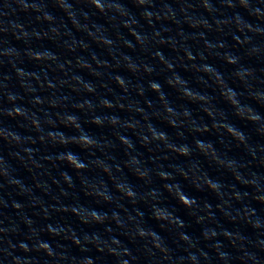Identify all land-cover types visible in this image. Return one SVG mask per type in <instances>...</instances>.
I'll use <instances>...</instances> for the list:
<instances>
[{
    "label": "clouds",
    "instance_id": "clouds-1",
    "mask_svg": "<svg viewBox=\"0 0 264 264\" xmlns=\"http://www.w3.org/2000/svg\"><path fill=\"white\" fill-rule=\"evenodd\" d=\"M89 2L93 5V7L100 13H104L105 11H109L110 9H106V7L104 6V4L101 2V0H89ZM136 3L139 5H144L146 3V0H136ZM240 3L243 7H247V2L246 0H240ZM228 7H232V4L229 3L227 5ZM204 7L206 10H209L208 4L207 2L204 3ZM117 13H119L120 15H124V13L120 12L119 9L115 10ZM257 17L260 16V13H254ZM144 16V19H146L149 23H151L152 21V16L148 13H143L142 14ZM45 20H51L52 17L48 14H45L43 17ZM160 17H157V19H159ZM165 19H167L168 17H164ZM237 30L240 31V22L239 20H237ZM122 26L125 28L130 27L129 24L125 21L122 22ZM207 26V25H205ZM130 34L134 37V39L136 40V42L138 44H143L144 41L141 38V36L139 34H137L136 31L132 30L130 32ZM104 43H108V41H103ZM161 43H164L165 41L161 40ZM245 43L247 41H244ZM236 43H241V41H236ZM128 47H130L131 45H126ZM206 47H208V43L206 42L205 44ZM185 55L187 57V59L192 60L193 59V55L191 54V52L186 51ZM33 59L36 60H42V59H46L45 56L41 55V54H36L32 57ZM156 58L159 59L161 61V63L164 62V58L160 55L159 52L156 53ZM203 58V57H201ZM128 59V58H126ZM239 57H234V56H225V60L226 63L229 65H237L239 63ZM86 66V65H85ZM166 67L169 68V70L172 69V65L171 64H167ZM210 65H204L202 67V71L205 74H208L210 71ZM129 71L132 72H136L138 71V67L133 66V65H129ZM144 71L148 74H151L152 72V68L150 66H146L144 68ZM18 75H23V72L21 70L17 71ZM253 72L251 69H240L238 68L235 71V76L238 80H240L242 83L244 82V79L246 76H250L252 75ZM115 82L118 86H120L121 88H124L125 85V81L122 77L117 76L115 78ZM180 81L178 79H176L175 77L173 79H169L167 81V83L169 84V86L174 87L176 83H179ZM185 83H187L185 81ZM148 89L151 90L154 93L158 94V99L163 102L165 101L166 97L165 95L162 93V87L161 85L156 82V81H149L148 83ZM85 90L88 92H92L94 91V88L89 87L88 85H85ZM235 91V90H234ZM138 94L139 95H144V90L143 89H138ZM182 95L188 99L189 101H195L196 99H198L197 96H195L194 94H192L189 90H182ZM222 95H224V93H222ZM10 102H14L15 97L10 95L8 97ZM225 99L228 101V103H230L234 108H235V115L240 118L241 120L243 119H249L251 122L255 123L257 120L256 116H249V117H245L244 113L240 110L239 107H237V101L233 98L232 94H228L227 96H225ZM36 103H39V100L35 101ZM85 104H88V106L90 107V103L89 102H84L81 103L80 105H78L79 108L83 109L85 107ZM100 105L104 108H112L115 107L116 105H114L111 101L107 100V99H102L100 101ZM148 106L151 107V103L148 102ZM137 111H141L140 109H137ZM164 112L166 114L165 119L166 122L168 124V126L172 129H177V128H182L184 126V120H181L179 118L176 119H172L169 117L175 116L176 112L175 110L167 103L164 104ZM204 112L206 114V116L211 119L213 117V113L212 111H210L209 109H204ZM7 115L15 117V116H24L25 113L23 110H21L20 108H14L10 111L7 112ZM191 113L189 110L184 109L183 110V117L185 118V120L190 117ZM147 119V118H145ZM63 123V127L67 128L69 126H71L72 128H74L76 130V132L78 133V135H76L75 137H69L67 135H63L61 136L59 139H57L56 136L51 135V133H49V138L54 142L57 143L61 146H66L67 144H74L76 146H78L81 150L84 151H88V150H95L98 149L101 145L100 141H97L96 139H94L92 136L88 135L86 131L82 130V125L79 122V119L75 116L72 115H68L64 118V120L62 121ZM90 123L92 125H95L97 127L102 126L104 121L102 119H100L99 117H92L90 120ZM108 123L112 126H116L118 123H120L119 118H114V119H110L108 121ZM33 126L36 127L37 129L39 128V123L37 121H33ZM124 126L130 130H132L134 133L136 132L137 129V125L135 123L132 122H125ZM221 127H223V130L231 137H233L235 140L239 141L240 143H244L245 142V135L243 133L242 130H236L234 125H229V126H224L221 125ZM217 129V124L214 122L211 125V128H209V126L207 124L202 125L200 127H193L191 129V131L193 133H208L211 130H215ZM5 139H8V137H4ZM117 140H119V142L125 146V148L131 150L135 147V145L130 141L129 138H124L121 135H117ZM177 138H181L180 133H177ZM12 140H14L15 142L19 143L20 142V138L16 135H13ZM43 137H41V140L43 141ZM137 139L140 141L142 146H148L150 144H152L153 142H160L164 145L165 149H167L168 151L174 152L176 153V155L180 156V157H185L188 158L190 156H192L193 154V148L197 151H199L201 154H203L204 156H208L210 153L212 155V158L215 160L216 158V152H215V147L212 143V141H203L200 139H194L192 141V144L189 145L188 143H181L179 145H176L174 143L171 142L170 140V136L168 134V132L166 131H161V130H157L155 128V126L151 123H148L146 125V128L141 130L139 135L137 136ZM130 162L126 161L125 164L123 165V167H131L132 164H138L139 163V157L138 156H130ZM58 160L62 163H66L67 165H69L74 171H76L77 173L80 172H84L88 165L86 164V162H84L83 160L80 159L78 153L75 152H65L62 155L58 156ZM220 162V161H217ZM237 163L236 161H229V163L227 165H225V167L229 168L230 170L233 168L234 164ZM116 170L120 171L121 167L119 165L116 166ZM102 171L104 173H110L111 172V168L108 166L103 167ZM136 176L140 179V180H147L150 181L151 179V173L148 170H141L139 168L134 169ZM4 175H6V173H3ZM65 180L66 183H68L69 187H72L71 182L69 181V178L67 175H64V173L61 174ZM156 177L162 181L165 182L162 185V189L158 190V189H149L147 196L151 197L152 199H156L158 197V195L160 194H167L168 196L173 197L180 206H182L185 209L188 210H192L194 205H197V200L195 197H190L189 195H187L184 192L183 187L179 186V181H176L177 184V190L174 191V189L172 187L169 186L168 183H166L167 181H174L175 180V176L172 174V172H166L164 170H157L155 173ZM235 175V172H234ZM179 176L182 180L187 181L189 179V174H188V170H185L183 168L179 169ZM235 178L237 180L240 179L239 175H235ZM196 179H199L198 177ZM81 183L83 184L84 181L82 180ZM204 185L211 190L213 193H215L218 197L222 196L221 193V183L217 180H213L211 177L206 176L203 180ZM195 189L197 191L202 190L200 188V186L198 184L194 185ZM116 191L117 192H121L125 197L131 199L133 201V203H136L135 200V190L134 189H130L125 191L124 188L120 185V184H116ZM90 195H94L100 199H102L105 203H111V199L108 195H105L102 191L99 190H92L90 193ZM234 199H236L237 201H239L241 199V197L239 195H234L233 197ZM261 203H264V199H262L260 201ZM16 207H19V205H16ZM209 205L207 203H205L204 208L205 209H209ZM64 211H67L68 209L65 208L63 209ZM72 212L74 215L79 216V211L76 208L72 209ZM152 219H154L157 222L161 223V226H163L164 223H168V224H175L176 227H183L184 225L182 223L178 222L177 218H174V213L171 212L170 210H166L164 207H162L160 204H154L152 207ZM107 218L106 215H102L101 213H99L97 210L92 209L91 210V215H90V220L89 219H84L82 222L87 224L89 222H95L97 224L103 223L104 220ZM212 216L209 215V219H211ZM112 219L114 221H116L117 223V227H122L123 225L121 224V222L117 219V215H113ZM247 219V217H246ZM197 222H201L200 218H197ZM248 222L251 224V226L255 229H260L262 227V223L259 219L252 221L250 219H248ZM49 235L51 236H58L60 235L59 232L53 230L52 228H48L47 229ZM226 239H228L230 242H234L233 241V237L232 235L228 232V231H223L221 233ZM135 235L137 237L140 238H145V237H150L152 238V247L155 249H158L161 252H166V248L163 247L161 245V243L157 242L155 235L153 234V230L151 229H146L143 227L138 226L136 228V232ZM156 235H159L158 233ZM202 235L204 236L205 240L211 239L215 236H217V232L215 231H205L202 233ZM86 241L88 243H92L95 245L96 250L98 252H102L104 250L105 247H107L108 253L109 255L112 256H118L119 253L117 252L116 249L112 248V247H108L109 241H103V243H101L100 240H98L95 236L91 237L90 239L88 237L85 238ZM179 239L181 241L184 242H188L189 241V237L184 234V233H180L179 235ZM72 242L74 244H76L77 246L80 245L81 241L79 238L77 237H73L72 238ZM111 244H116V240L112 239L110 241ZM212 247L214 248V250H216L218 252V254L220 255V259H225L226 256L225 254H222L219 252L220 248L222 247V244L220 242H216L212 245ZM21 248H23V244H21ZM25 251H27V249H23ZM37 250H43L44 252H46L48 255H52V252L50 251V244L47 242H41L38 245ZM123 255L125 257H128L131 255V251L129 249H123ZM192 258V257H190ZM243 259V257L241 258ZM85 264H93V261L88 259L85 261ZM119 264V262H118ZM124 264H128V262H124Z\"/></svg>",
    "mask_w": 264,
    "mask_h": 264
}]
</instances>
